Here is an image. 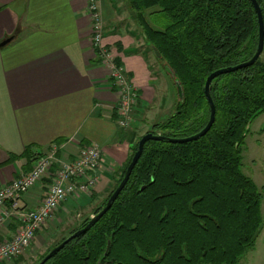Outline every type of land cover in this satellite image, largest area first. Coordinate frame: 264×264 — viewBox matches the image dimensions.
I'll use <instances>...</instances> for the list:
<instances>
[{
    "label": "trees",
    "instance_id": "obj_1",
    "mask_svg": "<svg viewBox=\"0 0 264 264\" xmlns=\"http://www.w3.org/2000/svg\"><path fill=\"white\" fill-rule=\"evenodd\" d=\"M257 1L264 19V0ZM127 2L132 13H139L145 44L160 53L154 58L169 65L183 88L176 110L152 132L186 137L201 131L210 116L207 77L256 51L259 23L252 1ZM152 7L158 9L150 13L151 21L146 10ZM116 63L122 65L119 59ZM211 96L216 118L210 130L184 143L146 142L111 208L45 264H239L264 225L262 193L242 170L248 126L264 112V61L217 76ZM131 133L124 138L132 144L128 158L112 175L115 184L93 215L105 206L138 148L141 137L133 146Z\"/></svg>",
    "mask_w": 264,
    "mask_h": 264
},
{
    "label": "crops",
    "instance_id": "obj_2",
    "mask_svg": "<svg viewBox=\"0 0 264 264\" xmlns=\"http://www.w3.org/2000/svg\"><path fill=\"white\" fill-rule=\"evenodd\" d=\"M87 9L86 0H0V43L11 37L0 46V187L31 169L34 151L55 142L64 144L62 158H73L82 146L95 143L103 150V164L125 161L128 143L120 138L113 107L117 91L91 44ZM131 34L112 29L104 34L103 44L114 47L142 96L154 77L144 39L136 36L142 42L133 51ZM142 45L143 53L138 51ZM49 183L43 178L18 204L37 207ZM9 208L7 203L4 209ZM18 226L10 216L0 237ZM244 257L241 264H264V225Z\"/></svg>",
    "mask_w": 264,
    "mask_h": 264
},
{
    "label": "rangeland",
    "instance_id": "obj_3",
    "mask_svg": "<svg viewBox=\"0 0 264 264\" xmlns=\"http://www.w3.org/2000/svg\"><path fill=\"white\" fill-rule=\"evenodd\" d=\"M86 2L88 14L93 7L98 11L97 16L102 26V42L104 34L112 29H118L123 34L131 31L133 34L130 36L136 41L134 40L130 47H133V51L134 49H138L137 45L142 42V40L140 37L136 36L142 37L144 27L141 24V19L138 17L139 13H136L138 15L136 17V14H134L135 12H131L127 0H86ZM156 9H158V7L147 9L146 18L151 20L152 17L150 13ZM89 16L91 20V14H89ZM143 47L142 45L138 51L143 53ZM109 48H111L115 59H119V56L114 53V47L110 46ZM147 52L149 59L148 65L150 66L151 76L154 77L155 82L153 81L152 84H149V88L147 87L144 89V92L142 91V96L131 82V78L128 76L124 67L126 79L132 86L135 97V102L131 107V120L125 121L123 116L118 112V108L115 107L117 102L115 106H113L117 115V129L122 133L120 138L125 142L124 138H128L129 134L132 136L131 132H133L136 135L133 138V146L142 135L148 131H152L156 123L166 121L176 110L179 101L172 77L162 68V65L157 62L153 52L149 48ZM100 57L99 61H101ZM260 59L264 61V50ZM108 75V79H112L109 68ZM110 83L115 87L112 80H110ZM144 94L148 95L147 100L144 98ZM147 104H150L148 107L150 111L145 109ZM128 145L132 144L128 143ZM119 148L121 147L119 146ZM101 151L103 153L102 148ZM128 151L125 161L122 164L114 161L113 166L111 164L106 165L103 164L104 161L102 160L97 183L92 184L87 191L68 195L57 209L54 216L49 218L37 232L30 246L26 248L20 256L9 261H13L14 263L12 264H33L41 254L45 253L51 246L67 236L69 232L76 226L78 227L83 220L92 217L93 212L102 204L104 199L108 196L109 190L114 186L116 180L112 178V175L124 165L129 155ZM242 162L243 172L253 178L262 193L261 213L264 220V112L253 119L248 126V132L242 151ZM105 174L109 176L106 178L104 177ZM106 180H109V183L105 182ZM49 185L50 183L47 187H49ZM62 205H64V207H62ZM8 218L4 220L1 227ZM2 238L3 236L0 237V240ZM244 256L241 258L239 264L245 260Z\"/></svg>",
    "mask_w": 264,
    "mask_h": 264
},
{
    "label": "built area",
    "instance_id": "obj_4",
    "mask_svg": "<svg viewBox=\"0 0 264 264\" xmlns=\"http://www.w3.org/2000/svg\"><path fill=\"white\" fill-rule=\"evenodd\" d=\"M89 14L92 22L91 44L98 52V59L101 54V62L109 68L118 92L115 107L125 121L131 120L134 90L126 79L124 66H119L111 48L103 45L97 9L93 7ZM63 145L55 142L44 151H34L31 169L0 187V227L10 216H14L19 224L13 233L0 240V263L20 256L68 195L87 191L97 183L103 160L100 146L95 143L84 145L73 158H62L59 153ZM45 177L50 179V185L40 204L35 208L20 206L18 200L22 195ZM7 203H10V208L5 211Z\"/></svg>",
    "mask_w": 264,
    "mask_h": 264
},
{
    "label": "water",
    "instance_id": "obj_5",
    "mask_svg": "<svg viewBox=\"0 0 264 264\" xmlns=\"http://www.w3.org/2000/svg\"><path fill=\"white\" fill-rule=\"evenodd\" d=\"M251 1H252L254 8H255L256 13H257V18H258V23H259V34H258V43H257L256 51H255L254 55L249 60H247L245 62H241L235 66H228V67L220 68V69L212 72L207 77L206 82H205V95H206V98H207L209 106H210V116H209V120H208L207 124L205 125V127L201 131H199L193 135L186 136V137H169V136H165L162 134H155L152 131H148L147 133L142 135L138 141V148L134 152L133 157L127 166L124 177L122 178L121 182L116 187V189L113 191V193L111 194V196L107 200V202H106L105 206L102 208V210H100L97 214L93 215L85 227L76 230L74 233L67 236L62 242H60L58 245H56L54 248H52L37 264H45L49 259H51L55 254H57L68 242H70L72 239H74V238L80 236L81 234H83L84 232H86V230L89 227H91L100 217H102L111 208L113 202L116 200V198L118 197L120 192L123 190V188L126 185L135 165L137 164L138 160L140 159L142 152H143V149H144V145L146 144V142H148L150 140H160V141L165 140V141L173 142V143H184V142L199 139L200 137L204 136L210 130V128L212 127V125L215 121V118H216V106H215L214 100L211 96V83H212L213 79L216 78L217 76L221 75V74L233 72V71H236L238 69L253 65L260 58V56L262 55L263 50H264V19H263L262 7L257 0H251ZM10 40H11V37L3 40L0 43V46L1 47L4 46ZM153 51H154V54L160 58V53L158 52V50L156 48H153ZM162 67L167 73L170 74V76L174 80L178 98H179V100L182 101L183 100V88H182V85L180 84V82L178 81V79L175 78L174 71L169 67V65H167L165 63H162ZM109 245H110V242L108 244V247H109Z\"/></svg>",
    "mask_w": 264,
    "mask_h": 264
},
{
    "label": "bare ground",
    "instance_id": "obj_6",
    "mask_svg": "<svg viewBox=\"0 0 264 264\" xmlns=\"http://www.w3.org/2000/svg\"><path fill=\"white\" fill-rule=\"evenodd\" d=\"M261 57V56H260Z\"/></svg>",
    "mask_w": 264,
    "mask_h": 264
}]
</instances>
